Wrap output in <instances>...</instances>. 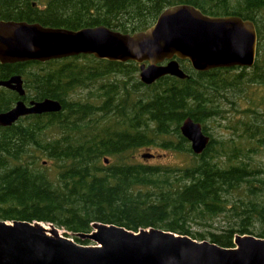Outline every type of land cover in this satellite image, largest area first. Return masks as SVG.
I'll return each mask as SVG.
<instances>
[{"label":"trees","instance_id":"16d2710c","mask_svg":"<svg viewBox=\"0 0 264 264\" xmlns=\"http://www.w3.org/2000/svg\"><path fill=\"white\" fill-rule=\"evenodd\" d=\"M8 1L0 18L69 28L104 24L128 32L150 25L164 7L188 2L206 13L253 19L259 40L250 67L196 70L179 59L186 77L164 74L149 84L136 76L137 62L88 53L0 62V78L22 75L26 102L52 97L62 104L58 111L0 125V218L42 220L71 232L90 231L93 221L134 230L156 226L226 246L234 245L236 233L264 236V97L225 124L232 136L207 130L210 119L238 110L246 83L264 86V14L257 13L264 0H49L41 13L27 10L30 0ZM232 91L238 92L230 99ZM19 97L2 89L0 111ZM188 115L210 135L200 153L179 128ZM146 145L188 152L191 161L134 158ZM105 156L117 160L105 163Z\"/></svg>","mask_w":264,"mask_h":264},{"label":"water","instance_id":"95a60500","mask_svg":"<svg viewBox=\"0 0 264 264\" xmlns=\"http://www.w3.org/2000/svg\"><path fill=\"white\" fill-rule=\"evenodd\" d=\"M257 51L252 20L239 14H210L188 2L164 7L143 29L121 31L104 24L78 28L44 25L38 21L0 18V62L46 61L80 53L139 64V79L152 83L164 74H188L179 59L196 70L251 66ZM19 95L23 78L14 73L0 79ZM60 100L22 98L0 111V125L29 113L58 111ZM191 149L200 153L210 140L202 123L190 115L180 126ZM150 151L143 157H153ZM107 161V158L104 159ZM42 220L0 218V264H264V236L236 233L234 245H221L156 226L136 230L114 222L93 221L87 232L60 230ZM67 233V234H66ZM88 238L90 243L74 239Z\"/></svg>","mask_w":264,"mask_h":264},{"label":"rangeland","instance_id":"374dc122","mask_svg":"<svg viewBox=\"0 0 264 264\" xmlns=\"http://www.w3.org/2000/svg\"><path fill=\"white\" fill-rule=\"evenodd\" d=\"M234 72L239 71L238 68H234ZM136 76L139 78V69L135 72ZM121 76V75H118ZM114 76H110V78H113ZM236 92L238 91H232L228 93V97L234 98ZM238 97V95L236 96ZM264 97V86L258 85L255 83H246L244 90L241 92L239 97L237 98V108L238 110L229 109L227 112L228 118L226 119H220L218 117L212 118L207 122V130L209 133H211L215 137L220 136H232V129L226 128L225 124L227 126L229 124H232L234 122V119L237 115L242 114V109L245 108L248 105L249 101H252L255 99L256 102H260L261 99ZM231 104L228 103L227 107H229ZM240 111V112H239ZM246 118V117H244ZM150 151L153 152L155 155L153 157H143L141 156L142 152ZM135 157L141 160H145L146 162H153V163H165V164H173V165H185L187 162L191 161V155L188 152H182V151H176V150H168L161 148L159 146H141L136 152ZM108 161H115L117 160L114 156H105ZM261 159L264 160V154L261 156ZM50 163V162H46ZM197 226L195 224L192 225V228H196ZM212 228V227H211ZM60 230H66L63 227H60ZM68 231V230H66ZM69 235L71 234V231H68Z\"/></svg>","mask_w":264,"mask_h":264},{"label":"flooded vegetation","instance_id":"af4514ba","mask_svg":"<svg viewBox=\"0 0 264 264\" xmlns=\"http://www.w3.org/2000/svg\"><path fill=\"white\" fill-rule=\"evenodd\" d=\"M48 1L49 0H30L28 3H25L24 5H25V7L27 8V10H31V9H35L37 12H40L41 13V11H43V10H46V8H47V6H48ZM0 13H2V12H4V11H6L7 9H8V5H9V1L8 0H1L0 1ZM16 6L17 7H19V8H23V7H21L22 6V4L21 3H16ZM257 13L259 14V15H263L264 14V10H258L257 11ZM241 16V15H240ZM247 19H250V20H252L253 22H254V24H255V28H256V32H257V46H258V40H259V31H258V27H257V24H256V22L253 20V19H251V18H247ZM28 21V20H27ZM35 21H37V20H35ZM38 22H40V21H38ZM41 23V22H40ZM43 24V23H42ZM44 25H47V24H44ZM55 26H62V25H55ZM66 27V26H65ZM256 53H257V51H256ZM255 58H256V56H255ZM255 61V60H254ZM246 67H250V66H246ZM15 73H18V72H15ZM14 74V73H13ZM12 75V74H11ZM10 76V75H9ZM8 76V77H9ZM8 77H5V78H8ZM23 78V77H22ZM0 79H4V78H0ZM23 84H24V80H23ZM23 87H24V85H23ZM2 89H10V90H13V91H15L17 94H18V92L16 91V90H14V89H12V88H10V87H7V86H4V85H0V91L2 90ZM25 89V88H24ZM19 95V94H18ZM24 95V94H23ZM23 95H19L20 97L19 98H22V96ZM19 98H17V99H19ZM16 99V100H17ZM22 99H24V98H22ZM25 100V99H24ZM16 102V101H15ZM104 162L105 163H107L108 162V160L107 161H105L104 160Z\"/></svg>","mask_w":264,"mask_h":264},{"label":"bare ground","instance_id":"6f19581e","mask_svg":"<svg viewBox=\"0 0 264 264\" xmlns=\"http://www.w3.org/2000/svg\"><path fill=\"white\" fill-rule=\"evenodd\" d=\"M45 225H47V222H45Z\"/></svg>","mask_w":264,"mask_h":264}]
</instances>
